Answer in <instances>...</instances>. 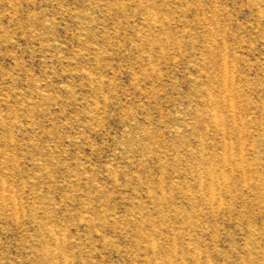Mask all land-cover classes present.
I'll use <instances>...</instances> for the list:
<instances>
[{
  "label": "rangeland",
  "instance_id": "1",
  "mask_svg": "<svg viewBox=\"0 0 264 264\" xmlns=\"http://www.w3.org/2000/svg\"><path fill=\"white\" fill-rule=\"evenodd\" d=\"M0 264H264V0H0Z\"/></svg>",
  "mask_w": 264,
  "mask_h": 264
}]
</instances>
